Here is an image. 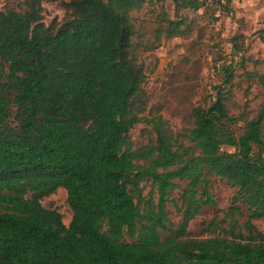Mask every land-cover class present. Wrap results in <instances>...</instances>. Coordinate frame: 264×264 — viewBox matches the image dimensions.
<instances>
[{
  "label": "trees",
  "instance_id": "trees-1",
  "mask_svg": "<svg viewBox=\"0 0 264 264\" xmlns=\"http://www.w3.org/2000/svg\"><path fill=\"white\" fill-rule=\"evenodd\" d=\"M46 1L0 9V264H264V233L253 223L264 219V101L237 133L242 117L227 108L234 69L222 64L192 127L175 132L160 115L140 116L146 75L131 12L147 0H61L67 16L49 25ZM211 2L232 13L231 0ZM160 18L158 37L185 33L184 19ZM241 67L264 90V72ZM141 122L154 138L135 147L129 131ZM213 175L233 189L222 218L205 228L223 234L192 237L190 221L217 205ZM178 182L180 205L171 197ZM60 187L68 225L41 204Z\"/></svg>",
  "mask_w": 264,
  "mask_h": 264
},
{
  "label": "rangeland",
  "instance_id": "rangeland-1",
  "mask_svg": "<svg viewBox=\"0 0 264 264\" xmlns=\"http://www.w3.org/2000/svg\"><path fill=\"white\" fill-rule=\"evenodd\" d=\"M197 10L178 6L180 0H147L139 10L131 12V21L136 33L133 36V51L136 61L143 66L145 80L144 110L140 116H162L170 129L181 132L192 127V109L207 106L214 98L212 86L222 80V64H231L234 76L231 80L232 96L227 102L231 114L242 117L234 125L237 133L244 129L245 122L252 118L264 101V90L256 78L248 79L241 67L258 73L264 72V0H231L232 13H222L215 9L211 0ZM4 6L23 10L25 0H0ZM43 21H62L67 12L61 0L43 2ZM161 16L173 20L184 19L185 33L171 38L162 34L157 36L161 26ZM233 36H236L235 47ZM238 48V49H237ZM135 147L147 144L154 138L150 125L136 123L129 131ZM210 190L216 206H203L200 213L190 221L187 232L192 237L203 238L222 235V229L207 228L214 218L221 219L230 204L233 189L217 176H210ZM171 192L177 205L179 195L185 187ZM147 194L149 183L144 184ZM41 204L46 208H56L62 215L65 225L70 222L72 211L67 203V194L62 187L55 193L43 198ZM169 217L179 222L181 213L168 202ZM239 221L246 219L245 207ZM256 227L264 233V219L253 220ZM224 229L226 225L222 226ZM163 236L166 233H162Z\"/></svg>",
  "mask_w": 264,
  "mask_h": 264
},
{
  "label": "built area",
  "instance_id": "built-area-1",
  "mask_svg": "<svg viewBox=\"0 0 264 264\" xmlns=\"http://www.w3.org/2000/svg\"><path fill=\"white\" fill-rule=\"evenodd\" d=\"M218 1H220L221 3H225L227 0H218Z\"/></svg>",
  "mask_w": 264,
  "mask_h": 264
}]
</instances>
